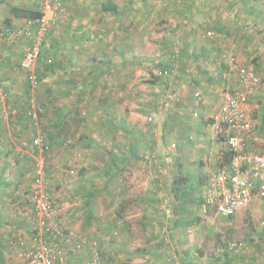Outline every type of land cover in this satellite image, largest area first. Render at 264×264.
<instances>
[{
    "label": "rangeland",
    "instance_id": "1",
    "mask_svg": "<svg viewBox=\"0 0 264 264\" xmlns=\"http://www.w3.org/2000/svg\"><path fill=\"white\" fill-rule=\"evenodd\" d=\"M65 1V13L42 43L35 86L17 65L26 42L0 40V125L5 128L0 129V139L19 143V149L6 146V152V140L0 141L5 153H0V199L5 188L16 190L21 183L27 185L30 199L38 158L30 141L41 132L50 144L46 178L61 225L96 238L103 264L152 263L149 248L156 242L146 224L162 195L170 199L174 218L181 220L174 225V237L186 262L264 264L263 199L254 198L232 217L195 201L225 150L211 119L231 86L230 61L250 68L258 77L247 102L253 118L264 115V97L258 95L264 85V0ZM108 1L117 5L115 11L103 9ZM33 4L31 0H0V23L9 19L17 24L10 8ZM177 47L183 52L182 63L192 58L189 72L196 75L190 82L184 75L178 83L177 74L167 77L162 70L170 67L172 50ZM47 58L55 64L53 69L45 66ZM104 64L115 70L109 71ZM88 72L94 80L99 74L111 76L104 84L97 82L92 95L82 96V75ZM153 73L162 77L151 83ZM182 83L188 89L184 106L171 102L167 110L168 106L158 103L162 87L177 91ZM54 90L56 98L53 93L51 97ZM104 94L102 103L98 99ZM31 99L42 111L37 119L29 113ZM54 117L58 120L52 128ZM62 120H66L63 129L68 130L63 139L57 132ZM132 141L137 145L130 154L126 143ZM150 153L156 154V162ZM160 156L172 157L169 165L161 162L170 171L163 181L156 179L161 172L150 171L160 164ZM5 178L8 182L13 178L14 184L2 185ZM177 179V186L190 180L199 189L190 190L192 201L181 200L178 207L172 198V182ZM27 205L30 210L29 200ZM119 205L122 218L114 215ZM183 207L189 211L184 213ZM233 244L240 248L231 250ZM14 247L10 252L18 257L22 247Z\"/></svg>",
    "mask_w": 264,
    "mask_h": 264
},
{
    "label": "built area",
    "instance_id": "2",
    "mask_svg": "<svg viewBox=\"0 0 264 264\" xmlns=\"http://www.w3.org/2000/svg\"><path fill=\"white\" fill-rule=\"evenodd\" d=\"M31 2L36 4V9L42 14L38 19L40 24L36 34L29 22L19 28L12 24H0V40L29 41L28 48L18 60V67L27 73L33 87L37 84L35 67L41 39L65 13L66 2ZM228 78H232L230 89L212 116V125L217 137L225 136L226 149L231 156L229 161H220L208 175L201 193L202 205L224 217H232L245 209L255 195L264 198V145L259 152L250 151L247 146V139L253 128L247 100L254 94L258 77L250 68L237 66L230 61ZM164 94H159L160 103L169 101V92L165 91ZM199 95L200 92L196 91V96ZM40 112L41 108L31 99L29 113L32 118L37 119ZM32 146L37 149L38 158H35L29 199L31 243L18 253V264H103L96 238L61 225L60 210L49 193L46 178L45 152L49 150L48 145L42 135L37 133L32 139ZM171 146L174 147L175 143ZM151 155L155 157L154 153ZM162 210L165 219L158 231L169 241L173 230L169 224L172 211L171 201L166 195H162ZM78 256L82 258L77 260ZM170 260L171 264H182L174 254L170 255Z\"/></svg>",
    "mask_w": 264,
    "mask_h": 264
},
{
    "label": "trees",
    "instance_id": "3",
    "mask_svg": "<svg viewBox=\"0 0 264 264\" xmlns=\"http://www.w3.org/2000/svg\"><path fill=\"white\" fill-rule=\"evenodd\" d=\"M66 2V1H65ZM103 9L106 10V11H115L117 9V5L111 1H108L106 4H103L102 5ZM37 6L36 4L34 3L33 4V7H29V6H25V7H21V6H12L10 8V11L11 13L14 15L13 17L15 18H18L19 22L17 24H13V23H10V20L9 19H5L4 22L0 23V24H4V25H13L15 28H19L21 26H23L26 22H29L31 24V28H32V31L34 32V34H36L38 28H39V18L41 17V12L38 11L37 9ZM54 28V26L50 27V29H48V31L43 35L42 39H41V43H40V54L38 56V59H40L43 55V51H42V43L44 41V38L45 36H47L51 31L52 29ZM19 41H23V42H26L27 44V48H28V43L29 41L25 40V39H20ZM26 48V49H27ZM25 49V50H26ZM24 50V51H25ZM24 51L20 54V57L22 56V54L24 53ZM183 52L179 49V47L175 48L172 50V54H171V57H170V61H169V65L170 67L166 68V69H162L165 76L167 75V77L170 75L171 72H174V74H177V77H176V82L179 83V80L180 82L182 81V77H179V72H180V64H179V61H180V57H181V54ZM37 59V61H38ZM37 64V62H36ZM18 65V64H17ZM55 64L52 63L51 59L50 58H47L45 60V66L49 69H53ZM106 66V68H108V70L110 71L109 69V65L108 64H104ZM226 67V66H225ZM245 67V66H244ZM111 70H115L114 68H112ZM177 70H178V73H177ZM254 72V71H253ZM35 73L37 75V79H38V75L39 73L36 72L35 70ZM91 74L92 73H87L85 75H82V81L81 82V87L83 88L82 90V96L83 95H92L93 91L95 90V86H96V83L97 82H100L101 84L104 82H108L110 80V76L109 73H105V74H99V78L97 80H94L93 76L91 77ZM40 76V75H39ZM153 76H154V79L151 81V83H154V82H157L161 79L162 76L158 77V75H154L153 73ZM87 78H91L90 80L86 81ZM73 81V80H72ZM74 85L75 82H73ZM76 87V86H75ZM163 89L161 91H158V93L161 95V94H164L165 91L169 92V101L168 102H163V103H160L159 101V95H158V103L162 106L165 107V105H167V110L169 109V107L171 106V102H173L172 100L175 99L176 97V92L175 91V87H172V88H169V87H162ZM196 91H199V90H196ZM196 91L194 92V95L196 96ZM107 92L108 91H105V94L107 95ZM200 92V91H199ZM105 94L99 98L98 100L99 101H103L105 100L103 97H105ZM165 95V94H164ZM81 96V97H82ZM200 98V95L199 96H196V99H199ZM165 104V105H164ZM104 110H106L104 108ZM170 110V109H169ZM77 111V108L75 107L74 109V112ZM77 113V112H75ZM79 114V113H78ZM39 115H41V112L39 113ZM78 116V115H77ZM79 118V117H77ZM58 120V119H57ZM212 121V119H211ZM66 123V120H62L60 121L59 123V128L60 130L57 131L59 136L61 137V139L65 138L66 136V133L68 130H64V124ZM166 123V121L164 122V124ZM163 124V125H164ZM37 133H40L45 141V143L48 145V149H50V144L49 142L47 141L45 135L41 132H37ZM36 133V134H37ZM34 134L31 138V141H30V145L32 146V139L34 138V136L36 135ZM223 143V145L225 146V150L223 151V154H222V159L221 161H229L230 159V156H231V153L229 151H227L226 149V141H225V136H221L219 137ZM134 140V139H132ZM153 140V139H152ZM62 141V140H60ZM138 141V140H137ZM137 141L134 142H127L126 143V147L127 150H130V154L132 153H135L134 151V147L136 148V145H137ZM33 148V146H32ZM122 150H125L123 149V147L121 148ZM34 151H37V149L33 148ZM49 150H47L45 152V159H46V155L48 154ZM155 154V153H154ZM151 155V153H150ZM156 156V154H155ZM152 158V157H151ZM155 162L157 161L156 157H155ZM159 164V163H158ZM160 165V164H159ZM160 167V166H159ZM165 170V173H164V176L168 177L170 174H168L170 171L167 169V168H164ZM181 179V178H180ZM178 182V183H177ZM180 180L177 179L176 181H173L172 184L175 185V187H173L172 189V194H173V199L175 200V204L177 206V204L179 202H181V200H186L188 199L189 201H192V197L189 196V191L190 190H199L198 189V184L194 183V182H190V180L187 181V183H185V186H177L176 184H179ZM206 182V181H205ZM205 184V183H204ZM203 184V186H204ZM173 185V186H174ZM202 190H203V187L202 189L200 190V193H199V197L197 198V200L195 199V201L197 202V204L199 205H202V197H201V193H202ZM256 197H259L261 199L264 200V198L260 197L259 195H255ZM254 197V196H253ZM253 197L251 199V201L253 200ZM250 201V202H251ZM172 203H171V211H172V216L169 217V224H170V227L175 231V228H174V225L176 223H181V220L177 221V219L174 218V212H173V209H172ZM178 207V206H177ZM122 205H119L116 209H115V216L119 217V218H122L123 217V213H122ZM184 211V213H186V211L188 210L187 207H183L182 209ZM213 210V209H212ZM189 211V210H188ZM156 212H157V215L160 219H162L161 223H159L160 220H158V223H153L150 224L149 222L146 224L150 227L151 231H153V236L155 237V242L156 244L153 245V247L150 246L149 250L151 252V255L152 256H155L158 255L159 257L162 255V263L163 264H167L170 262V264L172 263L171 260H170V255L171 254H174L177 258V260L179 262H181L182 264H190L189 262H186L183 258V253L181 251V248L180 246L178 245L177 241H176V238L174 237V234L175 232L172 230L171 232V236H170V240L167 241L164 239L163 235L158 231V229L161 227V225H163L164 223V219H165V215H164V212L162 210V201L161 203H159L157 205V208H156ZM185 219V218H184ZM182 219V220H184ZM185 222V221H184ZM188 223V222H186ZM144 224V223H142ZM31 228V226H30ZM234 247L232 246H229V248L232 250H237L239 249L240 247H238L236 244H233ZM155 247V248H154ZM23 249V248H22ZM224 256V255H223ZM153 258V257H152ZM161 259V258H160ZM154 260V259H153ZM235 264H254L252 262H238V263H235Z\"/></svg>",
    "mask_w": 264,
    "mask_h": 264
},
{
    "label": "crops",
    "instance_id": "4",
    "mask_svg": "<svg viewBox=\"0 0 264 264\" xmlns=\"http://www.w3.org/2000/svg\"><path fill=\"white\" fill-rule=\"evenodd\" d=\"M19 58H20V55L18 56L17 64H18ZM179 64L181 67L180 72H179V75H180L179 77H182V76L184 77V75H186V77H189V78H186L185 80L188 79V82H190L189 79L196 75L193 72L192 73L189 72L192 66V58L189 57V59H184L183 63L180 60ZM183 77H182V80H183ZM187 91L188 89L185 83H182L180 87L177 89L176 93L179 96H177V98L175 97V99L172 101L177 102L176 105H178L179 108L186 104ZM56 92L57 91L55 90L53 92L51 91V97L53 93L54 98H56L57 97ZM263 92H264V85H261L258 95L260 97H264ZM51 117H53V115H51ZM250 117L252 120L253 128H252L251 133L248 136L247 146L250 151L259 152L263 149V145H264V115L260 114L256 118H253V115L250 114ZM165 121L166 119L163 121V124ZM50 124L52 128H53V125H57V117H54V119L51 118ZM0 129L1 131L3 130L5 131L4 124L0 125ZM56 129H57V126H56ZM2 138L3 139H0L1 142L4 139L6 140V142L3 143V147L15 146L17 149H19L18 147L19 143L17 140H14L13 138H10V139L5 138V137H2ZM6 148H7L6 152H9L8 147ZM16 151L18 152V150ZM2 152L3 150L1 149L0 153ZM3 154L5 155L4 152ZM160 157H159L160 165L159 164L158 166L155 165V168L154 167L151 168L150 171L156 174L158 173V171L161 172L157 174L156 179L158 178L159 180L163 181V178L165 180L167 177L164 176L165 169L162 167L161 162H164L169 165L172 162V157H165V156H160ZM19 172H20L19 176L17 177V180H16V182L18 181V183L21 181V175L23 173V170H21L20 168ZM154 178H155V175H154ZM12 180L14 179L12 178ZM12 180L10 182H12L11 184H14ZM10 182H8L7 179L5 178V181L1 182V184L9 185ZM26 186L27 185H24V183L17 184L18 188L16 190H13L10 187H8V188H5L4 193L1 194L2 195L1 198H3V200L0 199V241H3V245L0 244V264H18L19 262L18 257L16 256V254H13L12 252H10L15 249L14 244H19V248L20 247L25 248V246H23L24 243H27V244L29 243V245L31 243V228H30V224L27 226V223H26V220H27L26 216H28L29 215L28 212L31 211V209L29 210L28 205H27V200H29V198L27 197L28 194H27ZM2 188L3 187H1V190ZM254 198H257V197L254 196L253 199ZM154 206H155V209L152 206V213L148 215L149 218L147 219V223L149 222L152 225L153 223H158V220H160L159 223H161L162 221V219L158 217L157 212H156L157 204H154ZM8 251L10 252L9 254H8ZM149 257L150 258L153 257L154 259L153 261L151 260L152 262L151 264H163L162 255L159 257L156 254L155 256H152L150 254Z\"/></svg>",
    "mask_w": 264,
    "mask_h": 264
}]
</instances>
